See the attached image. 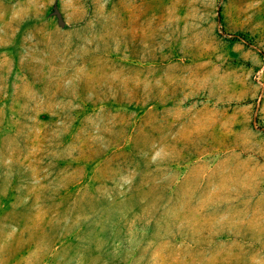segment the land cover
<instances>
[{"label": "rangeland", "instance_id": "obj_1", "mask_svg": "<svg viewBox=\"0 0 264 264\" xmlns=\"http://www.w3.org/2000/svg\"><path fill=\"white\" fill-rule=\"evenodd\" d=\"M0 264H264V0H0Z\"/></svg>", "mask_w": 264, "mask_h": 264}]
</instances>
